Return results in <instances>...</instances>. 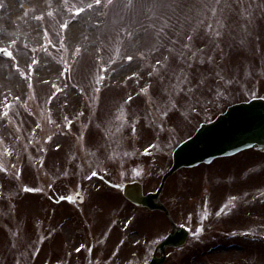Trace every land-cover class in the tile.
Masks as SVG:
<instances>
[{"label": "rangeland", "instance_id": "1", "mask_svg": "<svg viewBox=\"0 0 264 264\" xmlns=\"http://www.w3.org/2000/svg\"><path fill=\"white\" fill-rule=\"evenodd\" d=\"M25 1L0 0V264H142L170 225L121 185L155 190L204 115L264 97V0ZM160 199L190 231L160 264H264V152L180 169Z\"/></svg>", "mask_w": 264, "mask_h": 264}, {"label": "water", "instance_id": "2", "mask_svg": "<svg viewBox=\"0 0 264 264\" xmlns=\"http://www.w3.org/2000/svg\"><path fill=\"white\" fill-rule=\"evenodd\" d=\"M253 143L264 150V99L261 98L228 106L223 113L202 123L190 137L177 145L172 153V166L163 175L156 191L143 193L141 183L134 180L123 185V195L135 204L166 212L159 201V193L168 175L182 166L209 162L214 157L232 154ZM76 198L82 200L80 195ZM186 236L187 231L184 228L176 227L157 247L163 254L165 246L181 245ZM162 260V255L153 256L148 264H157Z\"/></svg>", "mask_w": 264, "mask_h": 264}, {"label": "trees", "instance_id": "3", "mask_svg": "<svg viewBox=\"0 0 264 264\" xmlns=\"http://www.w3.org/2000/svg\"><path fill=\"white\" fill-rule=\"evenodd\" d=\"M177 44V43H176ZM175 44V45H176ZM172 51V53H173V58H174V60L172 61V63H171V65L174 67L173 69H172V74L173 75H176L175 77L176 78H180V76H181V74H182V72L183 73H187L186 71H185V68H183V66H181V65H178V64H176L175 65V62L176 61H179V60H182V59H184L185 57H186V55H185V50H182L181 49V47L180 46H176V49H175V46L174 47H170V52ZM227 97V96H226ZM228 98V97H227ZM203 99H199V102H201ZM211 107V105H208V108H210ZM214 109V108H213ZM178 111H181V109L180 108H178L177 109ZM200 110H203V108L202 109H200ZM199 110V111H200ZM215 110H219V109H215ZM222 110V109H221ZM221 110H219V111H221ZM186 111L187 112H193V114L194 113H198V109L196 108V110H194L193 111V108H188V109H186ZM202 116V115H201Z\"/></svg>", "mask_w": 264, "mask_h": 264}, {"label": "snow or ice", "instance_id": "4", "mask_svg": "<svg viewBox=\"0 0 264 264\" xmlns=\"http://www.w3.org/2000/svg\"><path fill=\"white\" fill-rule=\"evenodd\" d=\"M99 2H100V0H96V3H99ZM89 7H91V5H89ZM225 7H230V5L225 4ZM215 35H216V36H220L221 33L216 32ZM184 47L187 48V47H189V45L186 44V45H184ZM129 59H131V57H129ZM209 59H212V58L209 57ZM157 63H159V61H157Z\"/></svg>", "mask_w": 264, "mask_h": 264}, {"label": "bare ground", "instance_id": "5", "mask_svg": "<svg viewBox=\"0 0 264 264\" xmlns=\"http://www.w3.org/2000/svg\"><path fill=\"white\" fill-rule=\"evenodd\" d=\"M24 5L20 8V11L24 10L26 8L27 1L23 0ZM14 16V15H13Z\"/></svg>", "mask_w": 264, "mask_h": 264}]
</instances>
